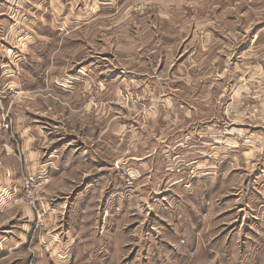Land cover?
Segmentation results:
<instances>
[{
  "label": "crops",
  "instance_id": "obj_1",
  "mask_svg": "<svg viewBox=\"0 0 264 264\" xmlns=\"http://www.w3.org/2000/svg\"><path fill=\"white\" fill-rule=\"evenodd\" d=\"M121 2L21 0V15L12 18L8 2L0 0V94L3 97L0 115L8 109L12 120L4 129L0 117V180L16 176L15 168L12 170L8 165L17 163L23 175H44L50 179L39 205L46 208L45 197L56 198L51 226L55 238L62 233H66V238L61 241L63 245L58 242L53 246L58 259L64 261L71 257L68 248L73 244L76 250L95 245L104 253L110 243H121V238L108 239L109 234L114 235L111 224L123 219L122 215L116 218L115 209L133 208L144 199L149 202L147 212L153 211L154 217L164 218L165 239H172L174 231L178 233L191 226L197 230L193 238L196 244H225L229 252L232 241L241 236L236 231L239 227L264 242L261 239L264 237V56L259 58L250 53L255 45L252 42L264 35V27L253 33L254 38L246 46L238 47L237 54L231 51L227 59L212 48H226L228 52V48L232 49L229 45H210L209 55L196 53L193 60L185 59L174 66L177 73H185L192 67L196 71L193 77L184 75L186 84L194 81L198 85H210L209 95L200 92L198 98L204 103L197 108L201 116L210 118L183 128L179 125L167 137L154 139L149 133L156 127L161 125L162 133L165 129L169 132V122L177 120V112L193 110L186 109L182 103L180 107L186 110H179L174 100L176 91L166 87L173 82L168 74L172 70L169 52L159 64L151 61V70L146 72L141 71L139 60L117 58V54L122 57L123 52H133V45L123 51L122 37L117 40V26L121 27L123 19ZM163 18L166 34L186 32L187 22L179 30L172 28L179 17L176 20L166 14ZM24 32L27 37L18 41ZM108 36L113 37L110 49L116 62L107 63L105 59ZM93 43L105 53L89 55ZM80 45L86 52L80 61H70L60 54ZM230 58L232 64L228 68ZM134 62L138 65H133ZM204 64L210 67V75H203V69L208 68ZM158 68L162 72H154ZM225 70L226 75H221ZM250 71L256 75H247ZM225 80L229 94L226 112L220 109V93L215 92L218 90L215 84ZM90 82L99 85L97 90L107 101L117 100L120 89L143 85L153 100L159 99V106L147 110L146 117L129 121L127 112L116 105L110 107L111 102L91 109L84 104ZM257 88L263 96L259 102L262 119L248 125L243 115L249 95ZM13 91L19 92L17 96ZM21 96L25 99L19 103L16 99ZM220 115L227 116L224 124ZM139 126L150 130L147 141L137 145L130 142L133 152L122 163L114 156L123 153L116 132L127 127L140 132ZM237 131L247 134L239 144L228 138ZM108 137L113 139L108 141ZM175 160L179 162L180 172H166L164 165ZM119 161L120 165L130 162L136 168L144 165L146 171L135 172L132 168L127 175L117 165ZM126 178H137L134 189L128 191L122 187L120 180ZM7 195L0 197V202L10 196ZM178 211H191L182 226L171 223L174 217L179 218ZM202 215L209 217V224H202ZM223 228L231 230L223 232ZM255 228L259 233L252 232ZM138 229L139 225H134L130 233L139 232ZM219 254L218 251L217 258Z\"/></svg>",
  "mask_w": 264,
  "mask_h": 264
},
{
  "label": "rangeland",
  "instance_id": "obj_2",
  "mask_svg": "<svg viewBox=\"0 0 264 264\" xmlns=\"http://www.w3.org/2000/svg\"><path fill=\"white\" fill-rule=\"evenodd\" d=\"M119 8H121L123 19L121 27L118 29L117 26V40L122 37L123 51L133 45V52H123L122 57L117 54V58L120 57L122 60L124 59L123 61L139 60L141 71L146 72L151 70L149 66L151 61H154V64H159L164 56L169 55V52L172 70L168 74L173 82L166 84V87H172L176 91L174 100H176V106L179 110L189 108L193 110L191 113L186 111L177 112V120L169 122L171 124L169 132H166L165 129L162 133V129H159L161 122H158L159 128L156 127L155 131L149 133L154 139L158 136L167 137L169 133L172 134L177 131L179 125H183L180 126V128H183L185 125H190L197 120L210 118L201 116L197 110L198 105L204 103L198 98L200 92H203V94L208 92L209 95L210 85H198L194 81L191 84H186L184 75L193 77L197 75L196 71H192V67L188 68L185 73H177L174 72V66L185 59L193 60L196 53L209 55L212 49L216 54L223 55L224 59H227V56L228 58L231 57V51L234 50V55L237 54L238 47L246 46L254 38V36L252 37L253 33L264 27V0H122ZM166 10L167 13H164ZM166 14L175 17L176 20L178 17L180 18L177 21L175 20L173 29L179 30L183 27L184 22H187L186 32L181 33L182 35L172 32L171 35L166 34L164 30L166 25H164L163 18ZM20 15L21 4L20 13L15 17H12L11 14V17L17 18ZM109 21L107 20V22ZM25 37H27V32H24L17 40L23 41ZM111 38L113 37L108 36L106 43L105 59L107 63L116 62V59L113 58L115 53L110 49ZM256 39L252 42L255 45L251 47L252 52L250 53L257 54L260 58L261 55L264 56V35L257 36ZM222 44L229 45L232 49L228 48V52L226 48L222 50L215 46L210 49V45ZM80 46L69 50L66 54L62 52L60 54L70 61H80L83 56H86L82 45ZM99 52L105 53L99 45L93 43L89 55L96 56ZM231 64L232 59L230 58L228 68L231 67ZM133 65L136 66L138 63L134 62ZM204 66L208 68L203 69V75H210V67L207 64H204ZM165 70L168 71L166 68ZM226 70L221 75H226ZM155 71L157 73L162 72L160 68L155 69ZM163 74L167 73L163 72ZM247 75L255 76L256 74L250 71ZM225 81V83L218 82L215 84L218 88L215 92L224 93V95L221 94V97L218 94L220 109L224 108V112H226V100L229 95L227 93V80ZM87 86L89 89L87 88L85 106L89 105L91 109H98L105 107V103L111 102L112 106L109 104L110 107L114 108L116 105L127 112L129 117L126 119L128 121L135 120L137 117H146L148 115L147 110L156 109L159 106V99L153 100L149 89H146L143 85H133L127 89L118 90V97L115 101L104 100L99 94L100 90H97L99 89L97 83L90 82ZM12 93L17 96L19 92L13 91ZM262 98V93H259L258 88L249 95L246 112L243 115L246 124L253 125L262 119L259 107ZM2 99L0 98V104ZM24 99V96H21L16 101L21 103ZM180 103L186 109L180 107ZM7 110L1 113L0 117L3 118V115H8L10 126L12 120ZM131 111L135 112L136 115H132ZM137 111H139L138 116ZM219 118L222 119L221 121L224 118V124L227 116L224 115L222 118L220 115ZM139 120L141 121V119ZM179 120L182 121L181 124ZM127 128L123 132L119 130L116 132L119 135L117 136L119 137L118 140L122 142L123 153L117 152V155L114 156H117L120 161L126 159L127 156H131L133 148L130 147V144L137 145L142 140L147 141L146 136L150 131L149 129V131H145V128H140V126L138 127L140 132H134V129H130V127ZM246 136L247 134L244 131H237L232 135H228V138L229 140L234 139L239 144L243 142ZM111 139L108 137V141H111ZM120 161L117 163L118 166L121 163ZM172 161L164 165L166 172H180L179 162ZM122 163H125V161ZM8 166L12 170L15 168L17 175L0 180V197L2 198L5 194H8L6 197L10 195L0 202V264H264V242L258 241V238L252 236L251 233H245L239 227L235 229L237 232L239 230L241 236L232 241L229 252L225 244L212 245L206 242L196 244L193 238H195L194 233L197 230L190 228L191 226L189 228L185 227L184 231H178V233L174 231L171 235L172 239H165L162 233L164 218L154 217L155 213L153 211L150 213L146 211V205L149 203L146 199L142 202L138 199L140 202H138V205L136 203L133 208L126 207V209H122L121 207V209H115L116 218L119 219L122 215L123 219L116 220L113 225L111 224L114 235L109 234L108 239H112V237L121 238V243H110L111 245H107V251L104 250V253L100 252L101 249L97 250L98 247H95V245H92V247L85 245L83 250L80 246L76 250V246L73 244L72 247L68 248L71 257L65 261L60 260L56 256L58 251L55 252V246L53 245H57L58 242L65 239L66 233H62L55 238L56 232L54 227L51 226L52 208L57 206L56 198H53V196L45 197L47 198L46 208L44 205L41 207L39 205L50 179L48 178L45 185L29 191L26 188L24 179L32 176V174L23 175L21 165L18 163ZM119 168L125 169L124 173L132 168L135 172L137 170L138 172L141 170L142 172L146 171L144 165L136 168L130 162L120 165ZM0 171H2L1 168ZM136 179L126 178V180L121 179L120 182L122 187H126L130 191L134 189ZM4 189L7 192H3ZM190 213L191 211H178L176 214L179 215V218L175 220L174 217L171 223L178 222L181 224L178 225L182 226L186 223L187 215H190ZM37 215L40 216V221ZM201 218L202 224H209V217L202 215ZM134 225H139V232L135 233L134 231L135 234H131V227H134ZM229 230L231 229H222L223 232ZM254 231L259 233L256 228L252 230L253 233ZM179 232H182V234ZM175 235L176 239L174 240ZM225 236L226 238L229 237ZM261 239L264 240V237H261ZM66 240H69V238ZM93 248H95L94 251H91ZM120 251L122 252L119 253ZM218 251L220 254L217 258Z\"/></svg>",
  "mask_w": 264,
  "mask_h": 264
},
{
  "label": "built area",
  "instance_id": "obj_3",
  "mask_svg": "<svg viewBox=\"0 0 264 264\" xmlns=\"http://www.w3.org/2000/svg\"><path fill=\"white\" fill-rule=\"evenodd\" d=\"M6 1L8 2V5L11 7L12 17L17 16L20 13L21 0H6ZM0 98H3L2 94H0ZM6 120L7 122H5ZM3 121H4L3 128L7 129L9 127L8 115H3ZM24 182L26 184V188L30 191V189L45 185L48 182V177L44 175L40 177L32 175V176H28L27 178H25ZM37 218L40 221L39 215H37Z\"/></svg>",
  "mask_w": 264,
  "mask_h": 264
}]
</instances>
